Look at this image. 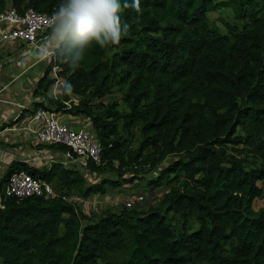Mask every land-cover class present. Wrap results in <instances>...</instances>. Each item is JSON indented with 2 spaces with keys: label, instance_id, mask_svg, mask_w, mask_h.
Segmentation results:
<instances>
[{
  "label": "trees",
  "instance_id": "trees-1",
  "mask_svg": "<svg viewBox=\"0 0 264 264\" xmlns=\"http://www.w3.org/2000/svg\"><path fill=\"white\" fill-rule=\"evenodd\" d=\"M59 2L0 0V13H52ZM140 7L141 14L123 9L130 31L118 44H92L79 66L51 57L37 88L44 97L36 109L89 118L101 162L87 169L116 177L89 183L75 165L13 161L0 193L22 170L52 184L54 195L2 198V264H264V209L252 207L264 195V0H140ZM219 7L234 14L226 33L208 21ZM53 66L71 94H46ZM115 89L119 100H105ZM147 172L156 174L149 190L172 184L156 205L123 202L91 214L73 198Z\"/></svg>",
  "mask_w": 264,
  "mask_h": 264
},
{
  "label": "crops",
  "instance_id": "crops-1",
  "mask_svg": "<svg viewBox=\"0 0 264 264\" xmlns=\"http://www.w3.org/2000/svg\"><path fill=\"white\" fill-rule=\"evenodd\" d=\"M9 26L8 21L0 23V179L13 161H21L35 168H43L50 166L53 162H59L68 167L71 159L68 150L40 142L35 136V131L40 127L41 122L33 119V113L37 103L41 102L44 97L37 92L38 83L45 75L51 57L46 61H40L35 59L32 53L46 40L50 31L39 36L35 45L19 41H2L1 33ZM54 75L55 71L51 68L48 78H53ZM51 87L52 85L48 88L47 95H53ZM64 95V87L60 83L58 94L53 96L62 98ZM68 102L65 103L68 104ZM48 110L59 123L71 124L73 127L80 126L81 130L93 134L88 117L71 115L65 110L52 107ZM83 172L85 176L93 178L86 170ZM87 180L89 183L96 182L89 178ZM131 185L126 184L123 187ZM107 188L109 187H106L105 193L101 195H90L84 199L75 197V200L85 212L89 210L85 203L96 200V197H101V200L107 203V207L114 208L116 205H112L113 200L111 196L109 197ZM117 189L119 188L113 190ZM107 207L101 210L94 209L87 213L98 214Z\"/></svg>",
  "mask_w": 264,
  "mask_h": 264
},
{
  "label": "built area",
  "instance_id": "built-area-1",
  "mask_svg": "<svg viewBox=\"0 0 264 264\" xmlns=\"http://www.w3.org/2000/svg\"><path fill=\"white\" fill-rule=\"evenodd\" d=\"M52 13H39L28 9L24 14H19L15 8L10 7L5 12L0 13V23L8 21L10 26L1 33L2 41H19L37 44L39 36L51 30ZM55 71V82L52 84L53 95L59 92V85L62 78L56 72L58 66H53ZM33 119L40 121V127L35 131V136L40 142L64 146L71 154L70 165L77 166L80 170L87 169L86 162L95 164L101 162V146L93 134L86 131H76L71 124L59 123L50 110L38 107L33 113ZM90 174V173H89ZM92 177L98 175L91 173ZM54 195L53 187L50 183L39 180L28 174L26 171L13 172L3 190L0 193V202L4 197L25 198L31 196L50 197ZM143 196L129 198L124 201L127 208H131L143 201Z\"/></svg>",
  "mask_w": 264,
  "mask_h": 264
},
{
  "label": "clouds",
  "instance_id": "clouds-1",
  "mask_svg": "<svg viewBox=\"0 0 264 264\" xmlns=\"http://www.w3.org/2000/svg\"><path fill=\"white\" fill-rule=\"evenodd\" d=\"M129 6L141 14L140 0H60L51 16L50 33L32 56L40 61L66 59L79 66L92 44L116 45L129 33L130 25L121 18ZM72 90L66 82L65 93Z\"/></svg>",
  "mask_w": 264,
  "mask_h": 264
},
{
  "label": "rangeland",
  "instance_id": "rangeland-1",
  "mask_svg": "<svg viewBox=\"0 0 264 264\" xmlns=\"http://www.w3.org/2000/svg\"><path fill=\"white\" fill-rule=\"evenodd\" d=\"M207 17H208L209 23L211 25L217 26L222 33H226V28H225L224 23H230V24L235 23L234 14H233L231 7H219L216 10L209 12L207 14ZM108 46L110 47V45ZM110 51L111 49L109 50V53ZM113 93L114 94H112L110 97H106L105 100H110V101L119 100L118 98L120 97V94L118 93L117 89H115ZM118 108L123 109V105L121 102H118ZM137 142H138V137H137V134H135V136L132 137L131 140L129 141V147L131 149H134L137 146ZM249 159H254V158L249 157ZM154 175H156L154 172L153 173L151 172L141 173L140 177H137L133 182H131L132 185L130 187L122 186L117 190H113L110 187L107 188L109 192L108 195L109 197L111 196L113 200L112 205H116V207H114L115 210L120 206L122 202L127 200L126 198L127 196L129 198H135L138 195L143 196L144 200L141 203L135 205L137 207L140 206V207L147 208L149 205H156L161 200L163 193H165L172 184L165 180V182H163L161 187L155 190H149V188L146 186V182L150 177ZM129 176L130 174H127L125 177H129ZM102 177L110 178V177H116V175L113 172H108V173H104L100 177L90 178L89 176H87V179L89 178L92 181H97ZM95 196H97V194H95ZM75 197L77 196L73 195L74 199ZM90 202L87 201L85 203L86 207L89 209V210H86L87 212H90V211L92 212L94 211V209L101 210L102 208L107 207L106 205L107 203H104L103 200H101V197L99 198L96 197V200L92 201L91 203ZM252 207L254 211H258L259 209H264V195L260 198L255 199L253 201ZM193 226L195 227L196 225L193 224ZM0 264H2V262H0Z\"/></svg>",
  "mask_w": 264,
  "mask_h": 264
},
{
  "label": "water",
  "instance_id": "water-1",
  "mask_svg": "<svg viewBox=\"0 0 264 264\" xmlns=\"http://www.w3.org/2000/svg\"><path fill=\"white\" fill-rule=\"evenodd\" d=\"M74 130H76V131H81V127H80V126H78V127H74Z\"/></svg>",
  "mask_w": 264,
  "mask_h": 264
}]
</instances>
